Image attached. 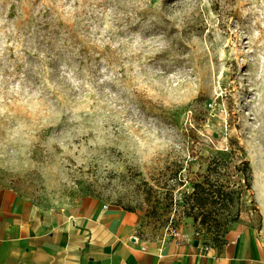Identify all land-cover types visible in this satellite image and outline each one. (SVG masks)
<instances>
[{"label": "rangeland", "instance_id": "obj_1", "mask_svg": "<svg viewBox=\"0 0 264 264\" xmlns=\"http://www.w3.org/2000/svg\"><path fill=\"white\" fill-rule=\"evenodd\" d=\"M0 186L149 242L261 228L264 0H0Z\"/></svg>", "mask_w": 264, "mask_h": 264}, {"label": "crops", "instance_id": "obj_2", "mask_svg": "<svg viewBox=\"0 0 264 264\" xmlns=\"http://www.w3.org/2000/svg\"><path fill=\"white\" fill-rule=\"evenodd\" d=\"M261 213V228L240 227L221 249L174 237L135 242L133 215L98 198L45 208L0 186V264H264Z\"/></svg>", "mask_w": 264, "mask_h": 264}, {"label": "built area", "instance_id": "obj_3", "mask_svg": "<svg viewBox=\"0 0 264 264\" xmlns=\"http://www.w3.org/2000/svg\"><path fill=\"white\" fill-rule=\"evenodd\" d=\"M172 235L174 236L175 239H178V240L182 239V233L178 229H174L172 231ZM133 237H134L135 242H139L140 241V237L139 236L135 235Z\"/></svg>", "mask_w": 264, "mask_h": 264}, {"label": "trees", "instance_id": "obj_4", "mask_svg": "<svg viewBox=\"0 0 264 264\" xmlns=\"http://www.w3.org/2000/svg\"><path fill=\"white\" fill-rule=\"evenodd\" d=\"M195 190H197V187L195 186ZM195 195H198V192H197V194H195ZM221 196V195H220ZM202 200H203V204L205 203V198L204 197H200ZM204 222V221H203Z\"/></svg>", "mask_w": 264, "mask_h": 264}, {"label": "water", "instance_id": "obj_5", "mask_svg": "<svg viewBox=\"0 0 264 264\" xmlns=\"http://www.w3.org/2000/svg\"><path fill=\"white\" fill-rule=\"evenodd\" d=\"M199 243H200V241H199L198 239L194 240V245H195V246H198Z\"/></svg>", "mask_w": 264, "mask_h": 264}]
</instances>
